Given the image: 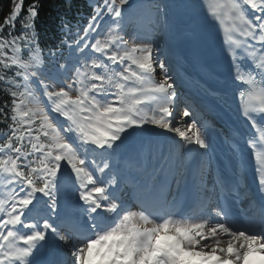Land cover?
I'll return each mask as SVG.
<instances>
[{"label": "snow or ice", "instance_id": "6c2138e0", "mask_svg": "<svg viewBox=\"0 0 264 264\" xmlns=\"http://www.w3.org/2000/svg\"><path fill=\"white\" fill-rule=\"evenodd\" d=\"M88 7L60 15L58 38L42 39L39 0L0 21V264H264V0ZM171 56L199 69L195 111ZM230 96L247 136L216 122ZM163 150L173 167L149 179L169 195L126 199L132 162Z\"/></svg>", "mask_w": 264, "mask_h": 264}, {"label": "trees", "instance_id": "16d2710c", "mask_svg": "<svg viewBox=\"0 0 264 264\" xmlns=\"http://www.w3.org/2000/svg\"><path fill=\"white\" fill-rule=\"evenodd\" d=\"M72 7L69 10L64 6V0H39V16L37 17L38 30L43 34L47 33L48 36H59L58 25L60 23L59 17L61 14H67L70 20L78 16H87L90 12L88 4L90 0H71ZM32 3V0H25V6ZM10 6V0H0V21L3 20L4 15L7 13ZM75 22V20H73ZM19 28V24H17ZM2 96V93H0Z\"/></svg>", "mask_w": 264, "mask_h": 264}, {"label": "bare ground", "instance_id": "6f19581e", "mask_svg": "<svg viewBox=\"0 0 264 264\" xmlns=\"http://www.w3.org/2000/svg\"><path fill=\"white\" fill-rule=\"evenodd\" d=\"M159 53H160V49L159 50H157V54L159 55ZM182 111V110H181Z\"/></svg>", "mask_w": 264, "mask_h": 264}]
</instances>
